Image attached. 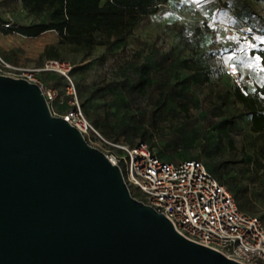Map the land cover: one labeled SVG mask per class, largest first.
I'll list each match as a JSON object with an SVG mask.
<instances>
[{
	"label": "rangeland",
	"instance_id": "rangeland-1",
	"mask_svg": "<svg viewBox=\"0 0 264 264\" xmlns=\"http://www.w3.org/2000/svg\"><path fill=\"white\" fill-rule=\"evenodd\" d=\"M236 3L151 0L129 21L133 33L125 42L110 49L98 45L89 57L80 47L60 45L56 31L30 37L0 27V53L26 67L50 59L71 62L86 114L101 123L109 139L138 143L145 130L146 141L165 160L177 163L195 156L211 167L220 159H239L230 176H240L243 165L257 166L254 158L264 168V157L257 155L264 132H250V118L233 93L236 87L250 93L264 82L261 59L251 53L264 45V0L254 2L261 16L237 13ZM0 11L15 25L35 20L21 0H0ZM49 52L57 55L49 57ZM143 62H149L154 82L145 94L132 90ZM231 115L238 116L237 150L220 138L219 125ZM250 178L243 181L250 184L246 210L264 221V178L254 173ZM131 190L142 197L139 189Z\"/></svg>",
	"mask_w": 264,
	"mask_h": 264
},
{
	"label": "water",
	"instance_id": "water-1",
	"mask_svg": "<svg viewBox=\"0 0 264 264\" xmlns=\"http://www.w3.org/2000/svg\"><path fill=\"white\" fill-rule=\"evenodd\" d=\"M0 264H243L136 198L120 165L0 75Z\"/></svg>",
	"mask_w": 264,
	"mask_h": 264
},
{
	"label": "built area",
	"instance_id": "built-area-1",
	"mask_svg": "<svg viewBox=\"0 0 264 264\" xmlns=\"http://www.w3.org/2000/svg\"><path fill=\"white\" fill-rule=\"evenodd\" d=\"M9 20L5 28L13 26ZM74 67L61 59L26 67L0 53V75L37 84L52 114L78 128L90 145L120 165L130 188L142 193L139 200L164 213L181 234L243 264H264V221L242 211L234 194L203 161L168 162L146 142L131 145L106 137L85 113Z\"/></svg>",
	"mask_w": 264,
	"mask_h": 264
},
{
	"label": "trees",
	"instance_id": "trees-1",
	"mask_svg": "<svg viewBox=\"0 0 264 264\" xmlns=\"http://www.w3.org/2000/svg\"><path fill=\"white\" fill-rule=\"evenodd\" d=\"M150 1L151 0H21L23 8L30 13L35 20L31 23L13 24L12 27L5 28V24L10 20L6 21L0 11V27H2L6 33L17 32L30 37H37L48 31H56L59 34L60 45H75L76 47H80L84 52V56L89 57L98 45H104L107 49H110L118 43L125 42L133 33V26L129 24V21L135 17L138 10L143 9ZM255 1L260 2L261 0H237L235 11L237 13L248 11L254 15L261 16V12L257 10L254 5ZM251 53L259 56L264 66V45L260 44L254 47ZM56 55L55 53L49 52V57H54ZM186 62L187 61H185V63ZM153 85V72L151 66L149 62H143L142 65L138 67L132 90L145 94L147 89ZM233 93L234 100L243 106L245 114L250 118L249 125L251 133H263L264 83L258 86L253 93H246L240 87H236ZM81 101L85 110V103L83 100ZM182 106L186 108L187 111L189 110L185 103H182ZM238 123V116L231 115L230 117H225L219 125L221 141L228 139L233 150H237L238 146V140L234 137V133L238 132ZM95 126L100 131L102 130L106 135L110 136L98 121H96ZM141 136L144 140L140 142L148 143L146 141L147 137L145 130H142ZM117 141L122 140L117 139ZM136 144L137 143L133 142L131 145ZM244 144L242 145L243 149L246 148ZM263 147L259 149L258 156L264 157ZM151 149L162 157V155L156 152L152 147ZM191 157L190 159L201 160L195 158V156ZM257 159L258 158H254L257 164L255 168H253L252 164L243 165L240 169V176H230L234 170V166L240 163V161H238L239 159H220L216 165L211 167L207 166L215 174L217 179L222 184L226 185L234 194L239 208L247 213L249 212L246 210L245 200L250 199V184H243V181L251 179V173H254L256 179L258 177L264 178V168L259 164ZM223 168H225L224 171ZM259 173L261 175H259ZM226 175L230 177L226 178Z\"/></svg>",
	"mask_w": 264,
	"mask_h": 264
},
{
	"label": "crops",
	"instance_id": "crops-1",
	"mask_svg": "<svg viewBox=\"0 0 264 264\" xmlns=\"http://www.w3.org/2000/svg\"><path fill=\"white\" fill-rule=\"evenodd\" d=\"M264 83V82H263ZM256 90V88L254 89V91ZM254 91L250 92V93H253ZM251 132V131H250Z\"/></svg>",
	"mask_w": 264,
	"mask_h": 264
}]
</instances>
